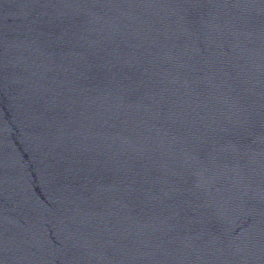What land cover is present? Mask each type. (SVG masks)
<instances>
[{"label":"water","instance_id":"95a60500","mask_svg":"<svg viewBox=\"0 0 264 264\" xmlns=\"http://www.w3.org/2000/svg\"><path fill=\"white\" fill-rule=\"evenodd\" d=\"M0 264H264V0H0Z\"/></svg>","mask_w":264,"mask_h":264}]
</instances>
